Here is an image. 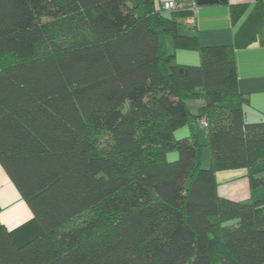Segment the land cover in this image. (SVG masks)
I'll list each match as a JSON object with an SVG mask.
<instances>
[{"label": "trees", "instance_id": "trees-1", "mask_svg": "<svg viewBox=\"0 0 264 264\" xmlns=\"http://www.w3.org/2000/svg\"><path fill=\"white\" fill-rule=\"evenodd\" d=\"M171 10L0 0V163L42 226L17 245L0 221V264H264V195L222 196L216 178L264 184V116L245 117L234 47L202 45L191 10ZM191 115L208 166L197 132L176 135Z\"/></svg>", "mask_w": 264, "mask_h": 264}, {"label": "crops", "instance_id": "crops-1", "mask_svg": "<svg viewBox=\"0 0 264 264\" xmlns=\"http://www.w3.org/2000/svg\"><path fill=\"white\" fill-rule=\"evenodd\" d=\"M156 1L163 4L171 0ZM175 1L180 2L181 8L191 10L192 15L180 19L187 32L198 33L202 45L231 44L234 47L239 90L248 98L243 105L245 117L249 121L262 119L264 116V0H226L208 4H197L196 0ZM241 4H245L246 7L242 15L233 21L232 5ZM194 121L198 125L201 124L195 119ZM201 125L207 135L206 126ZM183 128L185 126L180 130ZM189 132L196 131L188 127L187 132L184 133ZM206 142L204 146H208ZM262 165L263 170L260 173L264 174V162ZM247 173L246 168L218 170L216 178L219 194L236 200L259 197L255 194V188L251 187ZM261 192L264 193V189ZM0 221L7 226L13 242L17 245L42 232L41 224L1 163Z\"/></svg>", "mask_w": 264, "mask_h": 264}, {"label": "rangeland", "instance_id": "rangeland-1", "mask_svg": "<svg viewBox=\"0 0 264 264\" xmlns=\"http://www.w3.org/2000/svg\"><path fill=\"white\" fill-rule=\"evenodd\" d=\"M168 48L171 51L174 50L171 38L168 39ZM174 52L176 54V61H180V62H184V63H198L200 61V53L197 49L178 48V49H175ZM188 127L192 128V130H194L200 134L201 142L204 143L207 141V135L205 132V128L201 124L198 125L194 121V118L192 115L190 116L189 123L185 126V128H183V130H179L176 133V135L180 136V135L184 134V132H187ZM176 154H177L176 150L169 151L168 156H169V158H173L176 156ZM210 156H211V154H210V150H209L208 146H204L203 159H202V164L204 166L209 165ZM263 189H264V184L255 187L254 190H255L256 196L263 195L264 193L261 192Z\"/></svg>", "mask_w": 264, "mask_h": 264}, {"label": "built area", "instance_id": "built-area-1", "mask_svg": "<svg viewBox=\"0 0 264 264\" xmlns=\"http://www.w3.org/2000/svg\"><path fill=\"white\" fill-rule=\"evenodd\" d=\"M162 7H164V9L166 10H171V9H177V8H181V4L179 1H175V0H171V1H166L162 4ZM201 123L203 125L207 124L205 119L201 120Z\"/></svg>", "mask_w": 264, "mask_h": 264}, {"label": "water", "instance_id": "water-1", "mask_svg": "<svg viewBox=\"0 0 264 264\" xmlns=\"http://www.w3.org/2000/svg\"><path fill=\"white\" fill-rule=\"evenodd\" d=\"M219 1H226V0H196L197 4H208V3H217Z\"/></svg>", "mask_w": 264, "mask_h": 264}]
</instances>
